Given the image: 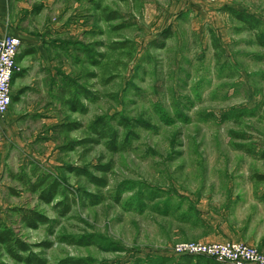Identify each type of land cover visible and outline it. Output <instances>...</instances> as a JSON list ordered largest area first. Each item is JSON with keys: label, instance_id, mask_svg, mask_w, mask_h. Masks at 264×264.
Masks as SVG:
<instances>
[{"label": "rangeland", "instance_id": "374dc122", "mask_svg": "<svg viewBox=\"0 0 264 264\" xmlns=\"http://www.w3.org/2000/svg\"><path fill=\"white\" fill-rule=\"evenodd\" d=\"M50 2L71 71L13 98L40 113L4 160L0 264H181L187 243L264 255V0Z\"/></svg>", "mask_w": 264, "mask_h": 264}, {"label": "crops", "instance_id": "0c3cea01", "mask_svg": "<svg viewBox=\"0 0 264 264\" xmlns=\"http://www.w3.org/2000/svg\"><path fill=\"white\" fill-rule=\"evenodd\" d=\"M50 1L0 0V41L10 36L21 42L17 71L11 81V104L0 117V176L6 170L4 160L15 155L17 149L24 152L26 145L19 141L23 135L18 127L22 115L40 113V107L12 108L13 98L39 100L56 93L71 71L68 62L59 60V53L67 51L66 30L57 21L59 13L51 19Z\"/></svg>", "mask_w": 264, "mask_h": 264}, {"label": "built area", "instance_id": "2783aa9c", "mask_svg": "<svg viewBox=\"0 0 264 264\" xmlns=\"http://www.w3.org/2000/svg\"><path fill=\"white\" fill-rule=\"evenodd\" d=\"M21 42L6 36L0 41V117H3L11 104V81L17 71L16 57ZM177 257L204 256L219 264H264V255L244 243H187L171 249Z\"/></svg>", "mask_w": 264, "mask_h": 264}, {"label": "trees", "instance_id": "16d2710c", "mask_svg": "<svg viewBox=\"0 0 264 264\" xmlns=\"http://www.w3.org/2000/svg\"><path fill=\"white\" fill-rule=\"evenodd\" d=\"M236 17H238L243 23H247L250 25V22H248V18L247 16H243L242 14H237L235 13ZM51 195V194H50ZM9 233H5V234H0V240L2 242H9L11 241V237L8 235ZM9 240V241H8ZM183 260V261H182ZM182 263L181 264H215L213 263L214 260L213 259H210L211 261L209 260H204V259H198V260H195L193 259L192 257L190 256H185V259H182ZM203 261V262H202ZM213 261V262H212ZM195 262V263H194ZM36 264H40L39 262H34Z\"/></svg>", "mask_w": 264, "mask_h": 264}]
</instances>
